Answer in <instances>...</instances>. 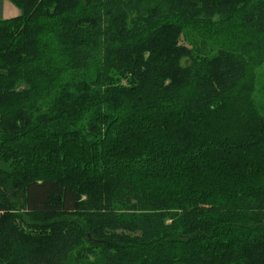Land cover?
Listing matches in <instances>:
<instances>
[{"label": "trees", "instance_id": "1", "mask_svg": "<svg viewBox=\"0 0 264 264\" xmlns=\"http://www.w3.org/2000/svg\"><path fill=\"white\" fill-rule=\"evenodd\" d=\"M4 1L0 264H264V0Z\"/></svg>", "mask_w": 264, "mask_h": 264}, {"label": "rangeland", "instance_id": "2", "mask_svg": "<svg viewBox=\"0 0 264 264\" xmlns=\"http://www.w3.org/2000/svg\"><path fill=\"white\" fill-rule=\"evenodd\" d=\"M18 15H20V10L16 6H14L11 1L6 0L3 18L4 19H10V18L16 17ZM187 46L191 47L190 45H187ZM263 87H264V69H262L258 72L257 88L259 89V93L261 92ZM259 93H258V96L260 97Z\"/></svg>", "mask_w": 264, "mask_h": 264}, {"label": "crops", "instance_id": "3", "mask_svg": "<svg viewBox=\"0 0 264 264\" xmlns=\"http://www.w3.org/2000/svg\"><path fill=\"white\" fill-rule=\"evenodd\" d=\"M4 9H5V1H4V5H3V14H4ZM19 16V15H18ZM17 17V16H16Z\"/></svg>", "mask_w": 264, "mask_h": 264}]
</instances>
